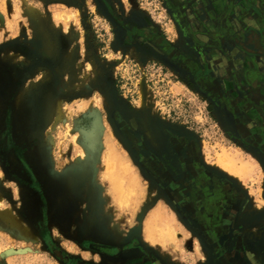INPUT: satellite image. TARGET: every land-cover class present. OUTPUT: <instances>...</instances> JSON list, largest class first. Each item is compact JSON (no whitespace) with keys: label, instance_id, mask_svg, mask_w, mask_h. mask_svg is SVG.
Returning a JSON list of instances; mask_svg holds the SVG:
<instances>
[{"label":"rangeland","instance_id":"obj_1","mask_svg":"<svg viewBox=\"0 0 264 264\" xmlns=\"http://www.w3.org/2000/svg\"><path fill=\"white\" fill-rule=\"evenodd\" d=\"M246 1L211 5L215 15L226 6L235 30L251 19ZM176 10L169 0H0V143L12 144L0 159V264H219L223 231L255 246L247 235L264 227V132L253 137L261 152L237 146L206 93L123 45L124 26L182 40ZM120 121L150 140L159 124L193 138L202 165L242 188L250 207L230 193L229 213L207 205L215 222L198 216L203 230L191 228L143 174ZM16 152L38 191L22 182ZM222 156L231 172L216 164ZM85 239L124 250L105 258Z\"/></svg>","mask_w":264,"mask_h":264},{"label":"flooded vegetation","instance_id":"obj_2","mask_svg":"<svg viewBox=\"0 0 264 264\" xmlns=\"http://www.w3.org/2000/svg\"><path fill=\"white\" fill-rule=\"evenodd\" d=\"M169 1L182 15V40L176 38V42L170 41L149 25L139 29L124 26L123 45L135 46L141 57L157 56L171 64L180 74L178 78L181 81L209 96L212 110H223L226 114V135L237 146L261 152L258 139L253 137L255 133L264 132V93L260 90L264 81V53L253 43L254 33L244 32L240 27L235 30L229 28L226 6L219 3L217 16L213 11L211 4L217 0ZM119 126L126 134L132 155L143 174L157 184L160 193L177 207L191 228L203 230L204 217L209 223L215 222L214 214L206 209L207 205L229 213L230 193H235L242 212L250 207L252 201L245 199L242 188L240 190L227 178L216 176L202 165L199 146L193 138L162 128L159 124L160 138L150 140L138 133L135 124L130 128L120 121ZM11 145L10 141L0 143L2 162L4 151ZM20 155L16 152L22 166V182L38 191V183L25 170ZM262 229L264 227L260 225L254 236L247 235L255 245L248 246V251L241 243L226 237L227 233L223 231L220 238L225 252L218 257L219 264H264V251H256L260 239L264 238ZM83 245L105 258L117 256L124 250L108 248L86 239ZM208 245L213 247L209 239ZM227 245L234 249L226 253ZM136 248L137 245L132 243L127 250ZM142 259L146 260L147 256L143 254Z\"/></svg>","mask_w":264,"mask_h":264},{"label":"crops","instance_id":"obj_3","mask_svg":"<svg viewBox=\"0 0 264 264\" xmlns=\"http://www.w3.org/2000/svg\"><path fill=\"white\" fill-rule=\"evenodd\" d=\"M247 2V1H246ZM252 2V6H254V8L252 9L251 12H249V17H251L252 20H254V22L252 23H248L249 20L246 19V25L242 26V29L245 31H247L248 33H253L254 32V28H256L257 30L260 31V33L264 34V1L261 0H251ZM245 9H247L245 7ZM241 14L244 15V11H240ZM248 15L246 17H248ZM248 17V18H249ZM247 33V34H248ZM249 36V34H248ZM264 61V60H262Z\"/></svg>","mask_w":264,"mask_h":264},{"label":"water","instance_id":"obj_4","mask_svg":"<svg viewBox=\"0 0 264 264\" xmlns=\"http://www.w3.org/2000/svg\"><path fill=\"white\" fill-rule=\"evenodd\" d=\"M243 3L246 2V0H241ZM243 7V6H242ZM241 14V13H240ZM254 38L253 43L257 46V48L264 53V34L260 33L259 30H254L253 32Z\"/></svg>","mask_w":264,"mask_h":264},{"label":"bare ground","instance_id":"obj_5","mask_svg":"<svg viewBox=\"0 0 264 264\" xmlns=\"http://www.w3.org/2000/svg\"><path fill=\"white\" fill-rule=\"evenodd\" d=\"M229 161H230V159H229ZM232 161V160H231ZM218 166H219V168H221V169H223V170H225V171H228V172H231V170H230V164L228 165V160H227V158L225 157V156H222V157H219L218 159H217V163H216ZM233 167V166H232ZM231 167V168H232ZM222 170V171H223ZM232 174V173H231ZM148 223H149V221H148ZM149 228L150 227H148V230H149Z\"/></svg>","mask_w":264,"mask_h":264}]
</instances>
